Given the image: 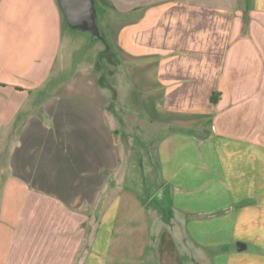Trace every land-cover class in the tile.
Wrapping results in <instances>:
<instances>
[{
  "label": "crops",
  "instance_id": "0c3cea01",
  "mask_svg": "<svg viewBox=\"0 0 264 264\" xmlns=\"http://www.w3.org/2000/svg\"><path fill=\"white\" fill-rule=\"evenodd\" d=\"M95 8L117 47L56 71L60 0H0V264H264V0Z\"/></svg>",
  "mask_w": 264,
  "mask_h": 264
},
{
  "label": "rangeland",
  "instance_id": "374dc122",
  "mask_svg": "<svg viewBox=\"0 0 264 264\" xmlns=\"http://www.w3.org/2000/svg\"><path fill=\"white\" fill-rule=\"evenodd\" d=\"M95 2V0H94ZM97 9L95 8L96 11V19H97V24L99 26V29L101 31V35L104 38H107L110 40V42L112 43L113 46L117 47V42H116V35H117V25H110L109 27H106L105 23H106V19L101 16H99L100 11H98L97 13ZM108 11V9L106 10ZM66 17V16H65ZM67 19V18H66ZM114 20V18H112ZM84 27L82 28L84 31L83 32L81 30V28L79 27H72V28H67L66 32H65V45L64 48L61 50V53L59 55V59L57 62V68L56 71H58V67L60 66L61 61L64 59V55H66V57L69 56L70 54V49L71 46H69V43L71 41L77 42V49L78 51L74 52L73 54V58L72 56L69 57L71 59V68H75V70H82V69H86V65L84 64L82 60V58H85V61H87V64L89 65V63H92L96 57L97 61L96 63L99 64L98 58L100 55V52H102V50H104V47L108 48V46H106L105 44H103L102 42H100V39L94 37L93 33L91 32V30L86 26V24L83 22ZM72 33H76L78 34L75 38L71 36ZM73 39V40H71ZM105 48V49H106ZM94 55V56H93ZM93 57V58H92ZM98 57V58H97ZM93 59V60H91ZM100 59V58H99ZM101 62V61H100ZM95 63V64H96ZM118 68V67H117ZM119 72H121L120 69H118ZM123 75L120 73L117 76V80L122 79ZM67 78V76L65 77ZM124 81H128V75L127 78L124 76L123 78ZM123 80H121V82H124ZM138 137L134 138L135 140H137ZM140 178H138L134 183H128L129 186H131V188H133L134 190H136L138 193H140L142 196L145 197H149L156 189H157V184L156 181L159 180L158 179V175L156 173V170L154 168H140ZM150 172V173H149ZM147 200V199H146ZM148 206H149V211H151V217L153 219V224H155V227H160V225L162 224V221L160 219V217L157 214V210L156 208L160 211L161 207L160 205V201H158L157 199H154L152 202H148ZM178 234V231H175V234ZM185 258L188 260V264H193L192 262V258L194 256L196 257H205L203 264H209L210 260L208 256H205L204 254L200 253L198 250L193 249L192 246L189 245H184L183 243L181 244ZM192 249V254H191V250ZM194 250V251H193ZM195 255H194V253Z\"/></svg>",
  "mask_w": 264,
  "mask_h": 264
},
{
  "label": "water",
  "instance_id": "95a60500",
  "mask_svg": "<svg viewBox=\"0 0 264 264\" xmlns=\"http://www.w3.org/2000/svg\"><path fill=\"white\" fill-rule=\"evenodd\" d=\"M60 4L68 22L73 27L84 22L94 37L104 41L97 24L94 0H60Z\"/></svg>",
  "mask_w": 264,
  "mask_h": 264
}]
</instances>
